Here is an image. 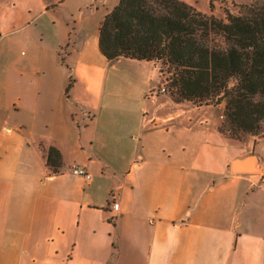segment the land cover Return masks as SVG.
Returning a JSON list of instances; mask_svg holds the SVG:
<instances>
[{
  "label": "crops",
  "instance_id": "1",
  "mask_svg": "<svg viewBox=\"0 0 264 264\" xmlns=\"http://www.w3.org/2000/svg\"><path fill=\"white\" fill-rule=\"evenodd\" d=\"M78 1L0 0V264H264V173L231 171L264 133L150 98L154 62L99 49L119 0Z\"/></svg>",
  "mask_w": 264,
  "mask_h": 264
},
{
  "label": "trees",
  "instance_id": "2",
  "mask_svg": "<svg viewBox=\"0 0 264 264\" xmlns=\"http://www.w3.org/2000/svg\"><path fill=\"white\" fill-rule=\"evenodd\" d=\"M99 49L109 62H162L173 75L175 101L223 105L233 138L263 135L264 0L225 19L180 0H119L100 26ZM46 152L57 172L60 152Z\"/></svg>",
  "mask_w": 264,
  "mask_h": 264
},
{
  "label": "rangeland",
  "instance_id": "3",
  "mask_svg": "<svg viewBox=\"0 0 264 264\" xmlns=\"http://www.w3.org/2000/svg\"><path fill=\"white\" fill-rule=\"evenodd\" d=\"M252 0H202L201 1V7L207 9L208 15H214L215 17L219 19H225L227 17V13H232L234 15H237L241 11V7L244 5H248L251 3ZM212 3L213 9H211L210 4ZM83 4L82 0L78 2H71L69 4L71 7H79ZM197 9V8H196ZM67 10V9H66ZM68 12H66L67 14ZM155 65L152 66V70L156 75L157 80V88L155 91L159 92L162 89V85L165 83L166 80H171L169 85L166 86V93L169 98H172L174 101L175 99L172 96V93L174 92L173 88H171V83L173 82V75L172 73H169L168 66H165L162 62H154ZM160 95V93L158 94ZM197 106H205V105H199L198 103H193ZM222 110L218 111L221 113V116H223V119H220V121L223 122V130H225V124H226V118L224 116V106H222ZM220 116V117H221ZM264 133V129H263ZM228 134V133H227ZM263 136V135H262ZM260 136V137H262ZM257 168V167H256ZM258 169V168H257ZM262 172V169H259Z\"/></svg>",
  "mask_w": 264,
  "mask_h": 264
},
{
  "label": "built area",
  "instance_id": "4",
  "mask_svg": "<svg viewBox=\"0 0 264 264\" xmlns=\"http://www.w3.org/2000/svg\"><path fill=\"white\" fill-rule=\"evenodd\" d=\"M171 82V80H166L165 83L162 85V89L157 92V91H152L150 93V98H155L159 93L160 94H165L166 93V86L169 85V83ZM221 119H223V116L220 117ZM69 172L76 177H81L83 179H85V181L89 182L91 181L92 176L89 174V172L81 167H74L72 169L69 170ZM112 202H113V206L112 209L113 211H118L119 209V203L116 202V197L113 196L112 197Z\"/></svg>",
  "mask_w": 264,
  "mask_h": 264
},
{
  "label": "water",
  "instance_id": "5",
  "mask_svg": "<svg viewBox=\"0 0 264 264\" xmlns=\"http://www.w3.org/2000/svg\"><path fill=\"white\" fill-rule=\"evenodd\" d=\"M257 159L255 156H250L244 160H236L231 164V171L234 174H251L260 173L261 171L256 168ZM264 172V170L262 171Z\"/></svg>",
  "mask_w": 264,
  "mask_h": 264
}]
</instances>
